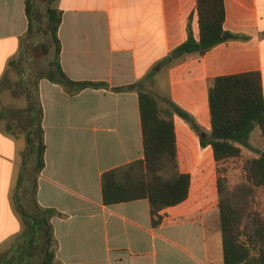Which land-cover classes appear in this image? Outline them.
I'll return each instance as SVG.
<instances>
[{"label": "crops", "instance_id": "0c3cea01", "mask_svg": "<svg viewBox=\"0 0 264 264\" xmlns=\"http://www.w3.org/2000/svg\"><path fill=\"white\" fill-rule=\"evenodd\" d=\"M26 1L0 0V264H23L25 254L37 255L40 245L46 257L40 210L56 212L49 220L54 264H224L217 163L212 174L189 172L183 154L192 130L184 123L179 127L178 115L179 165L192 176L188 199L162 211L158 228L148 199L104 204L103 174L144 159L139 94L115 88L132 86L154 71L160 93L154 92L171 96L209 134L214 78L259 71L264 92V0H224V29L248 39L227 41L203 57L188 55L171 67L160 62L187 40L190 16L199 38L197 0H59L62 71L73 81L107 86L72 93L47 77L49 66L36 80L35 96L29 84L19 82L25 97L14 98L19 95L11 71L25 74ZM18 60L20 68L10 66ZM28 96L43 112L46 151L39 173L26 138L34 118ZM250 144L264 153L262 132L256 145ZM206 149L214 159L212 148ZM242 156L257 154L243 147ZM30 184L33 211L24 205ZM258 201L264 215V187Z\"/></svg>", "mask_w": 264, "mask_h": 264}, {"label": "trees", "instance_id": "16d2710c", "mask_svg": "<svg viewBox=\"0 0 264 264\" xmlns=\"http://www.w3.org/2000/svg\"><path fill=\"white\" fill-rule=\"evenodd\" d=\"M40 0L26 1L29 41L43 35L46 47L56 48L55 60L51 62L47 77L64 85L72 93L87 87L107 84L76 82L71 80L59 63L60 41L58 37L62 12L56 6L59 0H48L47 27L42 28ZM199 38L194 37L191 20L188 38L160 62L171 67L185 60L188 55H206L216 46L232 40L248 37L232 34L224 29L226 10L224 0H197ZM28 45H26L27 49ZM21 60L10 66L20 68ZM156 72L129 87L116 91L136 90L139 94L143 126L144 159L128 163L105 172L102 176L103 201L105 205L127 203L148 199L151 205L154 228L162 225V211L185 202L190 193L192 176L182 172L178 160L177 133L174 117L180 116L200 137L202 147L210 146L218 167L230 159L242 156V148L256 152L257 157L243 161L244 179L229 186L224 170L218 168L219 219L223 240L224 264H264V215L259 209L258 195L264 187V153L250 144L256 128L264 137V92L259 71L223 75L211 81L208 91L211 131L207 135L193 116L168 96L153 92L157 84ZM29 97V110L33 121L26 135L28 149L36 156V172L45 166L46 145L42 126L43 112L38 101ZM40 226L45 233L46 257L41 264H54L53 232L49 220L54 210H40Z\"/></svg>", "mask_w": 264, "mask_h": 264}, {"label": "rangeland", "instance_id": "374dc122", "mask_svg": "<svg viewBox=\"0 0 264 264\" xmlns=\"http://www.w3.org/2000/svg\"><path fill=\"white\" fill-rule=\"evenodd\" d=\"M40 14L42 19V28L47 27L46 23V11H47V5L48 0H40ZM28 41V47H27V53L25 58V63L23 66L24 76H22L21 71L12 70L13 72L12 76L15 78L16 82L13 83V86H15V93L19 96L16 97H25V91L22 89V87L19 85V82L26 83L31 86V92L32 96H35L34 90H35V84L38 76L42 73H44L48 67L50 66L51 62L55 60V50L54 48H48L47 45V39L43 35L37 36L34 40L29 41V38H27ZM160 71V68L157 70V72ZM183 73L180 74V85H184V79H183ZM155 86L151 87V90L157 93L159 90H155ZM161 92L164 93L166 91L165 86H161ZM160 93V92H159ZM165 95V94H164ZM171 100L173 99L171 96H168ZM180 97V96H178ZM181 99V97H180ZM173 101V100H172ZM9 107L16 108L14 106H10V101L8 104ZM195 121L198 123V120H196L195 117H193ZM201 120L203 123L206 122V117L202 116ZM179 127L182 123L185 125H189L187 121H185L183 118L180 119ZM190 128V127H189ZM184 129V128H183ZM191 129V128H190ZM192 130V129H191ZM205 130H207L205 128ZM203 129V131L206 133ZM190 133V132H189ZM208 135V134H207ZM188 141H187V147L185 148V154H183V159L185 155V161L186 166L189 169V172L193 174L194 176L203 173V172H210L212 174L213 171V164H215V161L213 158H211V155L208 151H206L207 147L200 146V143L198 142L199 136H197V133H195L192 130V133H190V136L187 134ZM261 138V131L259 128H256L254 132L251 135L250 142L252 144L257 143L258 139ZM180 151L182 152V149L180 148ZM184 152V149H183ZM247 152V151H246ZM245 156H241L239 158L230 159L229 161L222 163L219 165V167L224 170L228 177V183L230 187H233L235 184L241 182L244 179V169H243V161L245 160ZM218 165H217V171H218ZM33 194H32V185H28L26 187V191L24 193V205L26 209H30L33 211L34 204H33ZM37 216V215H36ZM40 237V234H39ZM40 247L36 249L37 255H30L29 252L25 254V261L23 264H41L43 262V259L45 258V253L43 251V247ZM6 264V263H5ZM7 264H14L13 262L7 263Z\"/></svg>", "mask_w": 264, "mask_h": 264}, {"label": "water", "instance_id": "95a60500", "mask_svg": "<svg viewBox=\"0 0 264 264\" xmlns=\"http://www.w3.org/2000/svg\"><path fill=\"white\" fill-rule=\"evenodd\" d=\"M157 70H158V68L155 69V71H157Z\"/></svg>", "mask_w": 264, "mask_h": 264}]
</instances>
